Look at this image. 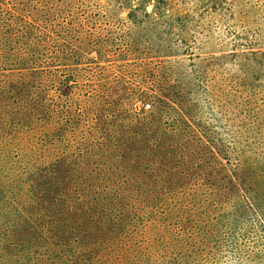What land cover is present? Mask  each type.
Returning a JSON list of instances; mask_svg holds the SVG:
<instances>
[{"label": "rangeland", "instance_id": "obj_1", "mask_svg": "<svg viewBox=\"0 0 264 264\" xmlns=\"http://www.w3.org/2000/svg\"><path fill=\"white\" fill-rule=\"evenodd\" d=\"M0 264H264V0H0Z\"/></svg>", "mask_w": 264, "mask_h": 264}]
</instances>
